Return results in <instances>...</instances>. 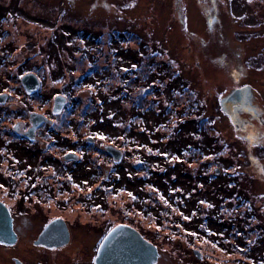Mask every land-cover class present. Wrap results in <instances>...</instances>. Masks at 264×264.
Returning a JSON list of instances; mask_svg holds the SVG:
<instances>
[{
	"label": "rangeland",
	"instance_id": "obj_1",
	"mask_svg": "<svg viewBox=\"0 0 264 264\" xmlns=\"http://www.w3.org/2000/svg\"><path fill=\"white\" fill-rule=\"evenodd\" d=\"M210 14L216 15V20L212 22L214 27L208 24L206 16ZM116 30L118 31L115 32ZM6 31L15 37V42L11 39L13 36L7 37ZM126 31L133 33L129 35V42H123L128 36L125 34ZM213 47L218 50L215 51ZM81 53L83 56H78ZM91 53H101L99 56L111 54V57L115 54L116 67L120 70L114 69L109 72L104 69L103 72L88 73L83 78L86 67L90 65L86 54ZM137 53H147L146 68L147 71H154L153 73L163 68L159 66L160 55L161 58L170 56L172 60L181 63V74L168 82L165 90L160 91L165 95L162 94L158 100L162 108L170 105L169 110L165 109L169 115H173L172 107L175 106L178 115L184 117L187 115L188 119L182 118L171 139L167 141L156 142V139L163 135V129L160 130L159 127L157 130V127L160 122L166 121L167 114L150 105V96L146 101L150 105L148 108L143 99H139L142 98L141 90L132 88L137 91H132L130 97L134 100L133 102L130 100L127 105L124 99L128 96L123 95L122 86L121 90H116V93L119 91L118 96H113L114 86H105L102 89L105 95H101L95 86L88 85L89 82L94 83V79L100 81L104 75H108L109 79H117L121 74L127 80L129 73L128 71L124 73L123 66L129 68V72L136 68L139 62ZM206 53H214V58L205 59ZM255 53H264V0H0V57L7 56L4 60L0 58V67L4 62L21 65L25 56L28 58L21 65L20 71L30 66H39L37 72L43 81L39 94L42 98L37 95V100L30 101L36 103V106L37 103H41L40 108H44V103H48L50 107L54 105L55 95L61 93L58 95L62 96V89L65 91L67 88L64 83L69 81V76L75 77L74 81L81 77L82 86H71L72 89H69L75 95L72 102L75 101L77 104L73 113L88 112L93 109L94 104L97 110L92 114L96 118L93 128L97 132L111 134L113 137L122 129L123 121L129 120V124L133 126L132 129L129 128V161L119 164L121 167L119 170L122 172L120 181L117 179L113 181L114 189L121 186L129 189V198L127 193L118 196H122L123 201L126 200L131 210L136 209L141 203L146 204L148 210H153L150 197L158 194L168 200L177 195L191 197L185 207H182L186 210L200 211L199 216H195L190 223L185 222L187 227L197 229L198 238L192 245L199 247L205 255H212L210 250H214L217 255L228 257L230 264H235L232 260L234 257L242 255L247 262H251L245 256L246 248L239 252L233 247L228 253H224L205 239L202 227H207L208 223V228H218V232L222 230L225 232L224 228L229 224L227 229L233 227L235 229L241 217L245 218V225L253 220L248 218L250 214L243 215L239 211L243 210L242 203L245 201L253 202L259 199L261 190L257 188L261 187L263 182H252L254 181L252 177L255 175L258 177L260 173L253 162H250L252 156L243 157L247 152L242 151L244 147L242 136L233 131L230 121L220 111L218 98L227 92L230 81L238 77L253 80L252 74H248L253 71L242 66L240 60L244 58L246 66H254ZM102 60L101 58L98 62ZM196 61L200 62V68L195 66ZM12 68L11 72L16 70V67ZM70 68L75 72L66 71ZM117 71L120 72L116 74ZM61 77L65 78L62 79L64 81L58 82L57 78ZM114 83L115 81L111 80L109 84L115 85ZM161 85L162 83H159L158 88ZM181 88H191L192 92L198 93V97H188L181 108L176 105L171 107L174 92ZM185 91L190 90L184 89ZM12 100L15 101V105L20 102L15 98ZM139 100L140 104H137ZM61 108L58 110L60 113L55 112L65 113ZM195 113H199L200 118L209 117L213 120L215 131L221 132V139L226 141V145L217 144V138L209 136L206 122L194 117ZM114 141L115 145L123 147L124 142L121 138L110 143ZM233 144L236 148L233 152L235 157L233 163H238L235 166L228 165L232 162L231 157L225 152L222 153L223 148L224 150L226 146L232 148ZM40 145L42 147L45 143L40 141ZM191 145L199 146L204 152L210 151V160H217L220 163L217 168L223 171H218V176L213 178L211 173L208 175L201 167L191 171L190 166L194 165L191 162L185 160L177 162L180 155L183 156L181 151L188 150L187 147ZM146 146H159L165 152L166 156L147 154L151 161L161 163L152 167L153 176L150 181L153 180L156 185L162 187L163 192L157 187L149 188L143 184V174L137 169L139 158H130L131 154H137ZM180 149L181 151H178ZM253 151L255 154L254 148ZM173 158L177 160L174 164L171 163ZM73 173L76 179L87 178L89 170L81 165L76 167ZM261 177L264 175L261 174ZM263 188L264 186L261 187ZM5 191L3 189L0 194L6 193ZM131 191L142 196L149 195L148 198H144L145 196L137 198ZM95 194L96 199L103 196L99 191ZM260 198L264 203V194ZM98 200L100 207H106L103 198ZM107 201H110V197ZM121 205L123 206L119 203L120 207ZM67 220L70 221L69 218ZM170 221L181 224L186 219L175 215ZM260 222L264 232V213ZM17 224L21 231L20 240L14 246H4L0 249V264H14L12 256L17 253L34 259L41 257L43 260H53L51 261L53 264L62 262L72 264L80 259L81 262L87 263L94 255L92 245L97 239V233L91 228L79 226L74 231L72 242L65 248L41 251L36 247L34 251L37 254L29 249V245L37 236L40 222L33 217L20 216ZM234 234L229 237H233ZM252 235L254 237L257 233ZM249 237L250 235L247 236L246 243H252V238ZM183 239L172 236L170 241H167L174 248L173 255H186V259L196 260L192 246L187 245ZM261 243H264V239ZM164 245H167L166 240ZM253 248L249 252L250 255L256 253L257 256L264 258L262 244L252 252ZM168 259L170 260V257ZM163 263L169 264L165 261Z\"/></svg>",
	"mask_w": 264,
	"mask_h": 264
},
{
	"label": "flooded vegetation",
	"instance_id": "obj_2",
	"mask_svg": "<svg viewBox=\"0 0 264 264\" xmlns=\"http://www.w3.org/2000/svg\"><path fill=\"white\" fill-rule=\"evenodd\" d=\"M206 17L210 27H214L212 22L216 20V15L213 16V14H210ZM6 32L8 34V31ZM213 49L215 51L218 50L215 47ZM100 54H86V58L88 62L92 59L96 63L102 58L106 63L111 62V68L120 70L116 67L115 54L113 57L110 54L109 56H99ZM137 54H139V62L136 68L134 67L129 72V68L123 66L124 73L128 71L130 78L127 80L124 78V81H130L132 84H143L146 87V92H148L145 95L147 97L150 96L153 100H157L162 94L165 95V93H161L160 91L165 90L168 82H171L181 74V63L175 59L172 60L169 58L170 56L166 55L161 58L160 55L161 61L159 62V66L163 68L153 73L154 71H147L146 68L148 61L147 53ZM209 57L214 58V53H206L205 59ZM6 58L4 57L3 60ZM23 58L24 60L21 65L26 61L28 56ZM243 59L240 60V63L246 69L249 68L253 71L248 73L252 74L253 80L238 77L236 80L230 81L227 92L218 98V107L224 114V117L230 121V125L234 129L233 131L237 135L242 136V140L244 141L242 151L247 152L243 157H248V155L252 156L250 162H253L256 170L260 173V176L256 177L255 175L252 177L254 180L252 182L257 183V181H262V186H264V177H261V174L264 175V171H262L264 164V53L254 54V66H246ZM21 65L17 63L14 66L16 70L13 72H18L19 74L17 77L7 78L5 83L0 77V94L7 95L4 101L2 99L0 100L1 108L7 109L6 114H0V186H2L0 187V191H3V189L6 190V193L0 194V200L8 206L13 218V228L17 233V239L14 243L8 244L0 242V249L4 248V246L11 247L16 245L21 237L17 219L20 216H29L40 222L37 236L33 238L32 243L29 245V249L34 253L36 252L34 251L36 247H39L41 251L59 247L65 248L72 242L74 231L79 226L91 228L92 231L97 233V239L92 245L95 251L93 257L88 259L87 263L81 262L82 259H80L72 262V264H97L96 256L102 241L111 229L121 224L135 228L146 240L156 247L157 254L153 264H164L163 261L169 264H230L228 257L217 255L214 253L216 252L214 250H210L212 255H205L199 247L192 245L195 244L198 238L197 229L187 227L185 222L190 223L195 216H199L200 211L199 209H183L191 197L187 198V196L180 195L170 197V195V200H168L165 196L158 194L150 197L153 210H148L147 205L142 203L138 204L136 209H129L126 200L123 201L122 196H118L119 194L125 195L127 193L129 198V189L124 186L114 189L115 183H113L116 179L120 181V176L122 175V172L119 170L121 168L119 164L127 160L129 161V131L125 132L124 145L121 147L115 145L114 142L110 143V141L105 140L106 138L104 137L107 136L102 135H106V133L97 132L94 128L86 134L82 130L71 132L66 129L61 130L60 126L66 127L67 117L65 116L64 119V113L59 114V109L62 107L61 109L64 110L66 102L68 101L66 95L64 93L62 94V97L65 99V104L63 103L58 108L59 111L55 109V98L61 93L55 95L54 105H51V107L48 103L43 104L44 108L39 107L41 103H37L38 106H36V103H32L30 100H37V95H39L40 99L42 98L39 92L41 91L43 81L35 66H30L20 74ZM195 66L200 68V62L196 61ZM91 71L95 74L97 71L103 72L104 69L95 67ZM108 71L110 72V70ZM31 72L35 73L39 80V87L35 91L28 90L22 80L26 74ZM0 75L2 76V74ZM5 76L6 74L4 73L3 77ZM94 83L99 84L100 81L94 79ZM159 83H162V85L158 88ZM241 87H250V89L238 93L241 99L239 101L240 106H238L237 110L239 112V115H237L238 121L235 124L231 116L223 110L220 100L233 90ZM184 89L190 91L184 92ZM173 96L174 99L172 98L173 100H171V107L176 105L178 108H181L185 105L188 97L193 96V98H197L198 93L192 92L191 88H181L175 91ZM14 98L18 99L21 103L17 102L15 105V101L12 100ZM172 108L173 115H169V112L166 111L169 109L165 106L158 109V111H165L167 117L166 121L160 122L157 127V130L159 127H161L160 130L163 129L164 136L162 135L158 139L155 138L156 142L171 139L176 127H178L184 117L178 115V109L175 106ZM33 113L41 114L44 118L36 123L32 118ZM198 114L195 113L193 116L197 117L199 121L206 122L209 136L211 138H219V140L216 139L217 144L221 143L226 145V141L221 139V132L215 131L213 120L209 117L200 118L201 115ZM184 118L188 119L187 115ZM6 121L12 122V124L5 125ZM3 127H6L8 133L3 130ZM40 141H43L45 145L40 147ZM109 145L119 149L117 156L108 150L107 147ZM187 148L189 151L178 150L182 152L183 156L180 155L178 161L173 158L171 163L174 164L176 163L175 161L180 163L183 160L188 163L191 162L194 164L190 166L191 171H196L193 169L201 167L207 171L208 175L211 173L213 178L218 176V171H223V169L217 168L220 164L217 160H210V151L204 152L199 146L193 145ZM253 148L256 150L255 154H253ZM235 150L234 144L232 148L226 146L225 150L224 148L222 149V153L225 152V154H229L231 157L232 162L228 163V165L235 166L238 164L233 163V159L235 158L233 152ZM172 151L175 153L178 152L177 150ZM147 154L166 156L165 152L159 146H146L141 151H138L137 154H131L130 158H139L137 169L143 174V184L149 186V188L157 187L163 192L162 187L156 185L153 180L150 181L153 176L152 167L154 164L159 165L161 163L151 161L150 156ZM81 165L89 170L88 177L76 179L73 173L74 169ZM261 187L257 188L261 190L259 193L260 196L264 194V188L261 189ZM97 191L103 193V196L98 199L103 198L106 207H100V203L97 202L99 201L95 197ZM249 191L251 193V190ZM131 192L134 193L133 191ZM134 194L137 198L142 196L137 193ZM148 195L143 196H145L144 198H148ZM178 196L179 198H177ZM260 196H258V200H253V202L248 200L242 203L243 210L240 209L241 211L239 212L243 215L250 214L248 218L253 219L247 225H245V218L241 217L239 225L235 229L234 227L227 229L226 227L229 224L224 228L225 232L223 230L222 232H218V228H208V223L206 224L207 227H202L206 235L205 239L212 245L215 244L224 253H228V250L233 247H236L235 250L239 252L246 248L245 256L251 262H247L242 255L241 257H234L232 259L235 264H264V258L257 256L256 253L255 255L249 254L251 248L254 246L252 252L253 250L256 251L261 244L264 246V243H261V240L264 239V232L260 225L264 213V203L261 201ZM109 197L110 201H107ZM119 203H122L123 206L121 205L120 207ZM161 203H167L169 206ZM175 215L182 216L183 218L187 217L188 219L185 218L186 221L181 224L172 223L170 219L174 218ZM204 215L202 214V216ZM56 218H62L66 222L69 230L68 242L54 247L37 244L35 241L44 227ZM252 233H257V235L253 237ZM232 234H234L233 237H229ZM248 235H250L249 238H252V243H246ZM172 236L173 238H184L183 240L187 245L192 246V253L196 260L186 259V255H173L172 250L174 248L167 242L170 241V237ZM165 240L168 247L164 245ZM35 257L38 256L35 255ZM169 257L170 260L168 259ZM12 259L14 264H53L51 262L53 260H43L41 257L34 259L27 257L23 253L14 254Z\"/></svg>",
	"mask_w": 264,
	"mask_h": 264
},
{
	"label": "water",
	"instance_id": "obj_3",
	"mask_svg": "<svg viewBox=\"0 0 264 264\" xmlns=\"http://www.w3.org/2000/svg\"><path fill=\"white\" fill-rule=\"evenodd\" d=\"M25 87L35 91L39 87V80L35 73H28L23 77ZM250 87H241L233 90L230 94L221 98L223 110L227 112L233 122L237 124L239 115L238 106L241 97L239 92H244ZM6 94H0V100L6 99ZM64 97L55 98V109L58 110L63 103ZM231 108V109H230ZM32 118L36 123L44 117L33 113ZM108 150L116 156L119 149L109 145ZM17 233L13 228V218L8 206L0 200V242L14 243ZM69 240V230L62 218H56L48 223L36 239L37 244L50 247L61 246ZM156 247L146 240L135 228L127 225H118L111 229L102 241L96 256L97 264H153L156 259Z\"/></svg>",
	"mask_w": 264,
	"mask_h": 264
},
{
	"label": "trees",
	"instance_id": "obj_4",
	"mask_svg": "<svg viewBox=\"0 0 264 264\" xmlns=\"http://www.w3.org/2000/svg\"><path fill=\"white\" fill-rule=\"evenodd\" d=\"M118 30H116L115 32H117ZM113 32V33H115ZM126 36L124 41L123 42H129V35H133V33L131 31H126L125 33ZM9 36H13L11 34H7V37ZM15 37L13 36V38H11L14 42H15ZM2 48H4V46H1ZM1 53H4L3 51H1ZM111 55V54H110ZM1 58V57H0ZM49 63H51L49 61ZM111 62L109 63H106L104 62L103 60L101 62H98L96 63L94 60L90 59V62H88V65L89 67L86 68V72L84 73L83 75V78L88 74V73H92V69L95 68V67H98L100 69H107V70H114L113 68H111V65H110ZM17 64H14V63H6L4 62L3 65H1L0 67V74H2V76L0 75V77L5 81L7 78H10V77H17L19 74L18 72H11L10 70H12L14 66H16ZM49 67H51L49 64H48ZM64 66L66 67L67 65L64 64ZM36 70L39 72V66H35ZM66 70V69H64ZM69 70H71L72 72L71 73H74L75 70H73V68H70V69H67L66 71L68 72ZM81 70V69H80ZM84 71V70H83ZM21 73L24 72V70L20 71ZM52 72V71H51ZM120 71H117L116 74H118ZM4 73L6 74L5 77L4 76ZM141 73V71H140ZM82 74V73H81ZM93 75V74H92ZM68 77V76H67ZM70 79L68 81V83H64L65 86H67V88H65V91L64 89H62V93H64L66 95V98L68 99V101L66 102V106L64 108V111L65 113L63 114L64 115V119H65V116L67 117L66 118V127H61L60 125V128L61 130H64L66 129L67 131L71 132V131H76V130H82L84 131V133L86 134L87 132L89 131H92L93 130V123L96 121V118L94 116H92V114L94 113L95 110H97L96 106L93 104V109L92 110H89L88 112H85V113H80L78 112V114L76 113H73V110L74 108L77 106L76 102L72 100L75 98L72 93L71 90L69 89H72V87H81L82 86V83L80 82L82 80V78L80 77L79 80L77 81H74L76 80L75 77L73 76H69ZM140 77V76H139ZM75 78V79H74ZM62 79H65L64 77H61V78H57V81L58 82H63L64 80ZM134 79V78H133ZM102 80V81H101ZM111 80H114L115 81V85H112V84H109ZM100 82L101 83H92V82H89L88 85H92L93 87L95 86L99 93L101 95H105L102 91V89H104V87H112L114 86L115 87V93H113V96H118V93L119 91L116 93V90H121V86L123 88V95L124 96H128L127 99H124V102L127 103V105H129V102L130 100L133 102V97L131 98L130 95L133 94L134 91H137V90H141V95H142V98H139L140 100L143 99L145 105L147 106V97L145 95V90H146V87L143 86V84H132L131 82H125L124 81V77L121 76V74H119L118 78L117 79H109L108 75H104V77L102 79H100ZM87 84V83H86ZM134 85V87H133ZM0 86H1V83H0ZM137 88V90H133V89ZM68 89V91H67ZM133 91V92H132ZM148 93V92H147ZM139 94V91L138 93ZM108 95H111V94H108ZM140 100L137 102V104H140ZM151 103L150 105H153V106H156V108H161L160 107V103H159V100H149ZM150 105H148V108L150 107ZM79 107V106H78ZM77 107V108H78ZM170 106H167L166 108L169 109ZM147 108V107H146ZM79 111V110H78ZM96 112V111H95ZM7 113V109L6 108H1L0 106V114H6ZM138 116V115H137ZM136 117V115L134 116ZM140 117V116H139ZM141 118V117H140ZM12 124V122H9V121H6L5 122V125H9ZM129 128L132 129L133 126L131 125V123L129 124V120H127L126 122L123 121V126H122V129L120 130L119 133H117L114 137L113 135L111 134H106V135H102V136H107V137H104L106 138L108 141H113V140H117L119 138H121L122 140H124V137H125V132L129 131ZM3 130H5L6 133H8V130H6V127H3ZM114 143L116 144V142L114 141ZM119 144V143H118Z\"/></svg>",
	"mask_w": 264,
	"mask_h": 264
},
{
	"label": "snow or ice",
	"instance_id": "obj_5",
	"mask_svg": "<svg viewBox=\"0 0 264 264\" xmlns=\"http://www.w3.org/2000/svg\"><path fill=\"white\" fill-rule=\"evenodd\" d=\"M0 187H2V186H0ZM186 219H187V217H185Z\"/></svg>",
	"mask_w": 264,
	"mask_h": 264
}]
</instances>
